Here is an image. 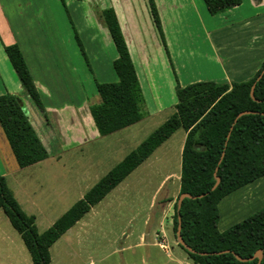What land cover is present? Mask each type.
Masks as SVG:
<instances>
[{
    "label": "crops",
    "instance_id": "crops-1",
    "mask_svg": "<svg viewBox=\"0 0 264 264\" xmlns=\"http://www.w3.org/2000/svg\"><path fill=\"white\" fill-rule=\"evenodd\" d=\"M154 2L161 21L160 29L152 15L149 0H0V17L6 27L12 28V21L14 27H20L21 19L26 17L29 27L34 30L38 39L31 37L29 43H25L26 41L14 43L11 42L13 40L10 37L12 44H8L0 36V96L11 94L17 98L50 156L48 160L31 166L32 168L46 169L57 166L44 164L59 157L67 146L66 135L60 127L62 124L65 125L71 121L75 125H80L77 129L84 130L81 135H87L93 140L115 136L136 125H127L112 134L103 136L93 117L92 109L103 102L100 88L119 81L114 69L119 53L104 19L103 12L106 10H113L117 15L135 68L142 107L149 113L148 119L169 109L168 101L165 102L163 90L159 87L157 71H153L156 53L159 52L158 45L157 47L154 45V48L152 44V37H156V32L168 60L166 66L169 71L166 76L168 74L167 80L172 93H175L178 83L185 88L201 82L228 84L246 82L253 79L262 69L264 65V0H240L238 4L231 7L226 6L222 0H154ZM46 26L52 30L50 35H44L47 33L43 30ZM38 28L42 29L38 30ZM94 28L97 31L91 35L89 42L92 38L94 42L90 44L97 46L100 42L103 43L105 38L106 44L112 42L111 45L114 46V56L108 55L112 53L109 46L105 45L102 46L101 53L111 61L114 71H94L91 63L95 57L90 54L87 47V32L93 31ZM153 28L156 32H153ZM82 29H84L83 32ZM43 32L44 34L41 35ZM39 34L44 37L43 40H39ZM15 35L18 38L22 34L16 32ZM39 44L45 46L40 48ZM11 45H17L22 52L48 120L23 89L8 60L5 48ZM185 54L189 58L184 57ZM190 55L193 56L190 57ZM37 56L42 58V66L47 65L48 70L32 69V64H35L34 58ZM104 56H99L98 60L104 59ZM88 60H91V71H85L86 67L81 71L82 62L86 66ZM200 63L203 66H199ZM54 64L55 71H52L50 69ZM150 103L153 105L150 106ZM177 104L178 99L173 103L174 109ZM151 109L156 110L154 112ZM69 110L76 111L78 122H75L74 117L72 119L69 117V114L74 116L76 113L70 111L66 114ZM52 115L56 119L59 118L60 124L58 121H53ZM67 116L69 118L63 122ZM0 131V175L7 180L9 170L6 156L9 155L5 151L3 142L8 143V141L1 126ZM186 137L187 133L184 131L181 157ZM8 146L12 152L9 143ZM16 168L12 171L15 174L21 169L18 163ZM178 180L181 182V176ZM165 182L166 180L162 185ZM22 189L23 185L20 187V190ZM13 194L16 198V193ZM177 194L178 196L169 195L163 199L160 203L162 208L160 216L148 217L145 220L144 226L149 228L150 234L147 231L140 232L136 243L129 244L131 234L125 233H122L120 237V239L125 237L121 244L118 243L120 239L113 244L96 246L66 243L64 247L67 258L83 259L84 264H104L107 258H117L116 264H165L163 259L166 256L174 264H194L179 245L177 247L173 245L174 247L170 250L167 244L168 239L172 240L174 207L180 188ZM25 197L30 199L28 203L38 209L36 202L28 194H25ZM263 208L264 178L220 202L219 231L223 233L229 230ZM34 218L37 222L36 216ZM87 230L85 227V232L82 234H87ZM77 236L81 237V234ZM157 237H163L166 245L160 242L154 244L147 242L149 239L152 241L153 238L157 241ZM54 246L50 249L51 264L55 262ZM87 252L95 253L86 255Z\"/></svg>",
    "mask_w": 264,
    "mask_h": 264
},
{
    "label": "trees",
    "instance_id": "trees-1",
    "mask_svg": "<svg viewBox=\"0 0 264 264\" xmlns=\"http://www.w3.org/2000/svg\"><path fill=\"white\" fill-rule=\"evenodd\" d=\"M222 1L228 7L240 2ZM149 5L160 29L154 0ZM103 15L119 53L114 63L119 81L100 88L103 102L92 109L105 136L140 123L145 114L117 15L113 10ZM5 52L23 89L48 120L20 48L11 45ZM176 96L175 114L43 234L0 175V210L21 236L32 264H51L50 249L181 129L187 137L173 218L179 247L194 264H264V208L223 233L218 228L220 202L264 178V65L249 81L177 85ZM0 126L21 169L50 158L14 95L0 96ZM182 195L189 197L180 205ZM257 253H262L261 261L255 258Z\"/></svg>",
    "mask_w": 264,
    "mask_h": 264
},
{
    "label": "rangeland",
    "instance_id": "rangeland-1",
    "mask_svg": "<svg viewBox=\"0 0 264 264\" xmlns=\"http://www.w3.org/2000/svg\"><path fill=\"white\" fill-rule=\"evenodd\" d=\"M14 14L15 13H13V15ZM11 24L12 28H7L3 19L0 17V36L6 43H24V41H26L25 43H29L31 37L38 40L34 30L29 27V21L26 17L21 19L20 27H14L13 21ZM41 29L42 28H38V30ZM153 29V32H156L155 28ZM43 30H46L47 33L44 34L43 32L41 35H50L52 31L49 26H46ZM83 30L84 29H82V32ZM95 31L97 30L94 28L93 31L87 32V47L90 54L95 57L93 59L91 58L94 71H114L111 66V61L105 57L106 55L104 56L101 54L102 46L105 45L107 47L109 46L112 53L108 55L110 57H112V55L114 56V46L111 45L112 42L106 44L105 38L102 41L103 43H101L99 39L100 43L97 46H95V44H90L94 42L93 38L91 42L89 41L91 40V35H93ZM16 32L17 34L20 32L22 35L17 38L15 35ZM41 35H38L39 40L44 39ZM10 37L13 40L11 42ZM152 38L153 47L154 45L155 47L158 45L157 48L159 49V52L156 53L153 71H157L156 75L159 87L163 90L162 93L165 102L168 101L167 105L169 109L163 110L157 116L148 119L149 113L142 107L145 114V119L143 121L120 134L97 140H93L84 134L81 135L84 130L77 129L80 126L78 124L75 125V123H71V121L65 125L62 124L60 127H62L66 135L67 146L64 147L59 157L55 160L51 159L44 164L57 165L53 168L44 169L42 167H31L25 170L20 169V172L16 174L13 173L12 171L17 167V163L8 143L5 141L3 142L5 151L9 155L7 157L5 154L9 170V177L6 180L8 187L13 193H16L17 197L15 199L20 206H22L23 211H27L25 214L28 216H36V227L40 234L45 233L53 227V225L76 203L81 201L92 188L123 162L127 156L137 150L175 114L173 103L177 100L175 95L176 87L174 90L175 93L170 92L167 80L168 74L166 76L167 71H169L166 66L168 62L166 53L157 32L156 37L153 36ZM109 41H111V39ZM41 46L44 47L45 45L39 44L40 48ZM99 56H104V59L98 60ZM192 56L193 55H190V57ZM184 57L189 58L187 54H185ZM34 59L35 64L32 61L35 65L32 64L33 70L35 68H37V71L48 70L47 65L42 66V58L37 56ZM90 61L88 60L86 66H84L85 64L82 62L81 71L84 70V67H86L85 71H91ZM29 62L31 63V61ZM199 66L203 65L200 63ZM50 70L55 71V64L51 66ZM178 85L180 84L178 83ZM144 87L146 88L145 85ZM89 92L90 91H88V93ZM151 105L153 104L150 103V106ZM151 110L155 112L156 109ZM70 111L71 110L66 112V114L70 113ZM71 113H76V111H71ZM52 116L54 117V115ZM69 117H71V119L74 117L75 122L78 120L77 113L74 116L73 114H69ZM69 117L67 116L66 119H63V122ZM54 120L58 121L60 124L59 118L56 119L54 117L53 121ZM183 138L184 131H177L149 160L131 174L100 204L94 207L91 212L81 220L82 222L80 221V224H78V222L76 227H73L69 233L67 232L68 235L66 233L53 248L54 264H84L83 259L67 258V251L64 247L66 243H74L76 245L84 243L92 246L113 244L119 241L122 233H125L131 234L128 243L133 244L137 242L140 232L147 231L150 234L149 228L144 226L145 220L148 217L162 214L160 203L166 196H178L177 193L180 188L178 178L181 176L182 167L180 150ZM13 165H15V168H13ZM165 180L166 182L162 185ZM20 184L23 185L22 190H20ZM25 194H28L29 197L36 202V207H38V209H35L33 205L28 203L30 199L26 198ZM154 196L155 199L153 200ZM153 225L154 221L151 224L152 229ZM85 227L88 229V232L87 234H82V232H85ZM79 234H81V237L77 236ZM171 237L172 240H167L170 250L172 247L178 246L174 231ZM154 238L152 241H149V239L147 242L150 244L156 242L166 243L163 237H157V241ZM124 239L125 237L120 239L118 243H123ZM94 253L95 252H87L86 255ZM115 259L117 258H107L104 264H116ZM163 260L165 264H174L171 262L170 258L166 256ZM0 264H32L30 254L25 248L21 237L14 230L3 211H0Z\"/></svg>",
    "mask_w": 264,
    "mask_h": 264
},
{
    "label": "water",
    "instance_id": "water-1",
    "mask_svg": "<svg viewBox=\"0 0 264 264\" xmlns=\"http://www.w3.org/2000/svg\"><path fill=\"white\" fill-rule=\"evenodd\" d=\"M262 77V76H261ZM253 93H254V91H252V95H253ZM219 179H218V183H219ZM218 183H217V185H218ZM189 196H187V195H182L181 196V198H180V205L182 204V202L186 199V198H188ZM181 220V219H180ZM180 229H181V223H180ZM262 257H263V255H262V253H257L256 254V256H255V258H258L260 261H261V259H262Z\"/></svg>",
    "mask_w": 264,
    "mask_h": 264
},
{
    "label": "built area",
    "instance_id": "built-area-1",
    "mask_svg": "<svg viewBox=\"0 0 264 264\" xmlns=\"http://www.w3.org/2000/svg\"><path fill=\"white\" fill-rule=\"evenodd\" d=\"M165 244V243H164Z\"/></svg>",
    "mask_w": 264,
    "mask_h": 264
}]
</instances>
